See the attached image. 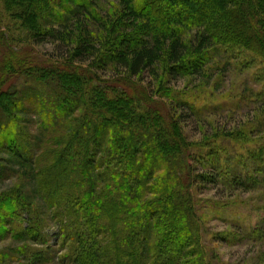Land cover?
I'll return each instance as SVG.
<instances>
[{"label":"trees","instance_id":"16d2710c","mask_svg":"<svg viewBox=\"0 0 264 264\" xmlns=\"http://www.w3.org/2000/svg\"><path fill=\"white\" fill-rule=\"evenodd\" d=\"M100 1L0 0V23L19 27L20 45L66 51L52 67L27 68L18 51L0 56V182L16 178L0 192V242L21 243L0 264L55 262L39 241L50 224L59 247L72 246L60 264H206L193 187L216 185L222 156L193 150L182 117L166 116L152 83H141L149 74L160 92L200 76L219 47L264 60V0H114L105 10ZM15 70L24 78L2 90ZM134 80L136 95L126 87ZM205 148L212 160L193 175ZM239 177L230 188H246ZM23 213L30 221L15 232Z\"/></svg>","mask_w":264,"mask_h":264},{"label":"rangeland","instance_id":"374dc122","mask_svg":"<svg viewBox=\"0 0 264 264\" xmlns=\"http://www.w3.org/2000/svg\"><path fill=\"white\" fill-rule=\"evenodd\" d=\"M98 5L105 10L111 5L116 6V3L114 0H101ZM2 17L0 12V19ZM8 23L11 24L12 20L5 19L0 23V56L18 51V58L26 59L27 68L52 67L66 59L63 56L66 51L57 53L53 43L20 45L24 33L19 27L18 31H14ZM218 49V52L211 51V60L200 76L178 77L159 92L154 88L156 85L151 75L146 74L145 83L141 85L147 88V84L151 86L152 83L148 95L153 105L159 106L166 116L182 117L179 125L187 141L194 145L193 150L197 151L198 146L205 145L214 149L213 152L219 151L215 155L222 156L217 157V160L221 158L222 176L216 185L198 183L193 187L206 264H264V60L239 47ZM18 73V70L12 71L2 90L10 88L15 80L20 82L24 78ZM134 82L126 87L136 95L140 91L139 80ZM144 105L149 107V103ZM258 128L261 132H257ZM222 130L228 131L227 136L221 133ZM234 132L240 133L238 138L229 137ZM200 151H203L202 160L192 162L193 175L204 173L205 164L212 160L205 156L209 148ZM227 158L231 159L230 170L226 167ZM237 164L241 165L240 168ZM245 169L253 179L250 177L251 180L247 181ZM223 171L230 173L226 176ZM234 172L236 177L242 178L246 188H230V177ZM14 182L16 178L1 181L0 192ZM27 214L23 213L14 222L18 225L13 227L15 232L27 227L31 217ZM43 233L45 240L39 238V241H45L50 249L46 258L49 261L57 258L50 264H60V259L70 255L71 244L66 249L59 247L62 236L58 224H50ZM20 245L12 239L0 242V253L12 252ZM47 247L33 244L29 248L32 252H42L47 251ZM21 263L24 264L23 261Z\"/></svg>","mask_w":264,"mask_h":264}]
</instances>
